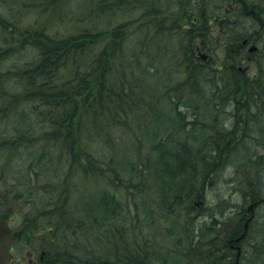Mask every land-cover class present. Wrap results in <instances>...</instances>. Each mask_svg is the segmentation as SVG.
<instances>
[{
    "label": "trees",
    "instance_id": "16d2710c",
    "mask_svg": "<svg viewBox=\"0 0 264 264\" xmlns=\"http://www.w3.org/2000/svg\"><path fill=\"white\" fill-rule=\"evenodd\" d=\"M60 1L65 0L31 3L41 9L30 24L15 18L11 7L0 10V122L8 113L15 119L12 134L0 137V220L13 229L9 216L24 211L20 232L26 249L39 254L35 264H166L157 252L165 241L174 242L171 226L201 240L198 248L192 240L178 264H264V234L250 238L253 219L240 256L231 249L248 217L242 204L231 225L224 215L228 200L223 207L221 201L203 206L211 169L236 175L230 187L242 203L259 202L256 190L264 181V91L256 90L264 86V74H237L236 67L248 60L233 51L236 42L221 36L226 1L174 0L166 13V0L99 1L86 26ZM232 2L242 15V0ZM178 17L187 25L174 24ZM212 22L218 33L210 40ZM125 34L137 38L128 42L129 50L121 44ZM231 53L237 55L232 59ZM11 57L23 64H8ZM253 62L264 70V58ZM153 77L160 84L143 87ZM216 87L222 92L213 95ZM141 88L145 95L161 94L162 103L145 101ZM170 92L177 99L168 103ZM238 94L241 103L246 100L241 110L230 100ZM174 102L185 107L180 118L171 110ZM230 109L237 131L224 129ZM28 110L37 112L39 123L31 124ZM183 123L196 135L177 144L172 131ZM106 128L114 130L108 136L110 155L132 152L120 172L115 163L92 154L105 149L92 147L91 132L100 135ZM34 129L43 131L39 142ZM138 130L142 137L136 140ZM5 154L12 155L11 164L2 163ZM153 171L162 177L156 176L159 188L149 201L156 203L157 215L149 218L138 211L147 203L141 199L146 191L136 197L133 190L151 183ZM16 175L20 181L6 186V177ZM87 184L83 195L81 186ZM197 215L206 221L194 228ZM19 238L14 234L15 246ZM22 260L9 264H27Z\"/></svg>",
    "mask_w": 264,
    "mask_h": 264
},
{
    "label": "bare ground",
    "instance_id": "6f19581e",
    "mask_svg": "<svg viewBox=\"0 0 264 264\" xmlns=\"http://www.w3.org/2000/svg\"><path fill=\"white\" fill-rule=\"evenodd\" d=\"M99 1H110V0H79V2H78V0H65L62 2L60 1L61 2L60 5L62 6V8H64V10H66L68 15L77 16V14H79L80 16L78 17V24L81 26H86V25H88L89 22L93 21L94 14L92 13L91 10H92L93 6L96 5L97 2H99ZM259 4H261V2L260 1L257 2V0H242V6H243L242 8L245 7L244 8L245 11H243V13H242V15H240L239 19H238L239 13L237 15L230 16V14H231L230 9H227L225 7L226 9L224 10V13H223V16H224L223 20H227V26L225 27V24H224L223 25L224 27L220 28L221 36L227 35V39L229 42H231L233 44H235V42H236V44H235L236 47H239V48L245 47L247 44L246 39L252 35V33L255 31V28L248 27L249 26L248 22H250L252 20V18L248 19V20L247 19L244 20L242 18V16H243V14L246 15L247 13L252 12L250 14V17H253L254 19L259 20L260 29L262 27H264V6H260ZM243 17H245V16H243ZM200 20H201V17L198 18V21H200ZM73 22H75V21L72 20L71 23H73ZM173 22H174V24H180L179 28L187 25V23H185L184 21H180L179 17H178V19H174ZM209 26L211 28L212 33H210L208 38L211 40L212 38H214L213 35L217 31V24H214L213 22L211 25H210V23L207 24V30L209 29ZM135 27H137L136 22L133 23V26L130 30V33L134 31ZM258 31H259V29H258ZM154 33H157V32L155 31ZM147 34L150 35L149 30L147 31ZM124 36L125 37H123V41L121 43L122 47L129 50L131 48V46L129 45L128 42L133 43L136 41L137 38L132 37L131 35H128V34H125ZM221 39H225V38H221ZM259 42L263 46V41L259 40ZM254 50H255V48L252 47L249 49V52H252ZM230 51L231 50H229V52ZM258 51L260 53H258V55L255 56V58H256L255 61H257V62L259 59L262 60L264 58V53L262 52V50L261 51L258 50ZM233 54L234 53H231V55H230V58H232V59L235 56ZM245 65L246 64H244L243 66H245ZM206 74H208V73H206ZM211 76L212 75L210 74L209 77L211 78ZM214 78L219 81L221 79V76L215 74L214 77L212 76V79H214ZM152 79L153 80H151V82H148L143 87L147 88V86L151 85V83L155 84L157 86H158V84H160V80L158 78L153 77ZM262 83L264 84V81H262ZM172 85H174V83H171V82L168 83V86H172ZM216 88L217 89L215 90L213 95L215 93H221L222 92L218 87H216ZM256 90L257 91H264V86H261V85H259V87L256 86ZM14 91H17V89H12V92H14ZM140 91H141V93L144 92L142 88L140 89ZM211 94H212V92L208 95V97H210ZM143 95L145 97L144 100L147 102L150 101V102H155L157 104L162 103V101H161L162 96H161V94H159L157 92L152 93V94H147V95H145L143 93ZM172 96H173V93L170 92V95L166 98L168 103H170V101H171L170 97H172ZM225 97L228 98V96L224 94V98ZM173 99L176 100L177 96L174 95ZM251 99H254V98H251ZM230 100H233V103H232L233 109L235 107L236 109H239V110H241L243 108L244 103L246 102V100H244L241 103L242 100H241L239 94L237 96V99L234 96H232ZM256 101H257V99H256ZM250 102L252 103L253 100H251ZM260 102H261L260 105L264 106V99H263V102L262 101H260ZM174 105H175V107H172L173 105L171 106V110H173V112H176L175 113L176 116L180 118L181 116L178 115V113L179 114L184 113V112H182V110L185 109V107L183 105L181 106V104H177V103H175ZM167 108H169V104H168ZM144 110H146V109H143V111ZM205 111H200V114H202L203 117L206 116V115H204ZM232 112L233 111L230 109L227 112V116L232 117V115H235ZM206 114L209 116L208 111H206ZM176 116H175V118H176ZM228 122H229V120H228ZM224 129H226L227 131L228 130L237 131V128L233 122L229 123L228 126H225ZM96 132H97V130H93V132H91L90 137H91L92 147L99 149L102 146H104L105 150L102 154H100L97 150H94L92 152L93 156L98 157V158H100V157L106 158L107 160H109L108 162L115 163L114 167L116 168L117 171L120 172L121 167L124 165V163L132 160L131 159L132 152L128 151V153L125 155H110L109 152L111 151V148L109 147V142L110 143L112 142V138L111 137L109 138L108 136H112L114 133V130H110V129L106 128V131L101 132L100 135H98ZM172 133L175 137L177 144H179V143L181 144L183 142V140H188L189 137L191 140L192 137H194V135H196L194 133V130L191 127V125H188L187 123L184 124V126L182 125L181 127H178V129L172 131ZM135 134L136 135H134V136H135L136 140H138V139H140V137H142V135H141L142 133L139 130ZM203 139H205V138H201V140H203ZM141 141L142 140H139L138 142H141ZM177 146L182 148L183 145H177ZM147 151L149 154L150 153L152 154L151 149H148ZM153 155H154V153H153ZM65 158L67 159V156ZM125 167H128V166H125ZM125 169H127V168H125ZM136 171L137 170H134V173ZM211 172L217 173L218 171L217 170L213 171V169H211ZM211 172H209V174H210L209 178L211 180H213L214 183H216V181L218 182L220 180L224 183L232 184L233 179L236 178L235 177L236 175L233 173L230 174V172L229 173H223V174L222 173L221 174H219V173L211 174ZM152 175H154V177L151 179V180H153L151 183L146 181L143 186L133 190V195H135L136 197H139L142 193V190H145L147 193H146V195L141 196V199L147 203L149 201H152V199H153V196L151 197L152 193H155L156 190L159 188V183H158L156 176H158V179H159L160 177H162V173H161V171H153V173H151V176ZM69 192H71V191H69ZM256 193H257L258 197L260 198V200H259V202H255L254 204H251V205L252 206L254 205L256 207V211H257V208L264 209V181H263V185L260 187V189L256 190ZM204 194H205V191H204ZM240 202H241L240 204H242L243 201H240ZM228 209H226V210L224 209V211H225L224 215L230 216V219L228 220V224L231 225V223H234L236 221V218H234V213L231 211L232 208L228 207ZM263 212H264V210H263ZM259 215L262 216V215H264V213L260 214L259 212H257L255 215H253V213L248 212L247 218H252L253 221H255V224L253 225V228H252L254 231L261 232L262 234H264V219H263V217H261ZM196 218H197V220H195L194 224H192V226L194 225V228H196L198 226L196 224H198V223L200 224L201 222L206 221L204 219V217H200L199 215H197ZM243 227H245V226L243 225ZM170 228L173 229L172 232H175V236H172V237H174L173 238L174 242L173 243H167V241H165L164 243H162V245H163V247H165V249H160L157 252V256L165 258L168 261H169V259L172 258L175 260V262H171V264H178L179 262L183 261L184 255L187 252L186 249L188 248V245L191 242L195 241L192 248H198L201 240H200V238L196 239V238L192 237L190 235V234H194L192 232H188V233H190V234H188L185 230H182V231L174 230V226H171ZM247 228H248V225L244 228L243 233H245V234L243 237H241L243 235L242 234L241 236L233 239L232 243H230V244H233L232 246L235 247V249L237 251L236 255L237 254L240 255L241 249L244 248V246H245V244H243V243L241 244V242L245 239ZM237 239H239V240L237 241ZM237 248H239V250Z\"/></svg>",
    "mask_w": 264,
    "mask_h": 264
},
{
    "label": "rangeland",
    "instance_id": "374dc122",
    "mask_svg": "<svg viewBox=\"0 0 264 264\" xmlns=\"http://www.w3.org/2000/svg\"><path fill=\"white\" fill-rule=\"evenodd\" d=\"M38 0H0V10L1 11H5L4 9H7L8 7H11L12 10L14 11V13H17L15 18H19V20L21 21V23H32L33 21H36L39 19V15H38V11H40V7H32L31 8V3L33 2H37ZM79 2V0H78ZM173 2L174 0H166L164 2V4H166L165 7H163L164 9V13L167 12H170L169 10H171V8H173ZM57 12V11H56ZM134 37H136V35H134ZM29 53V57H31V54L30 52ZM26 59V58H25ZM28 60V59H26ZM8 64H11L12 63H19V64H23V62H18L17 59L15 57H11L9 59V61L7 62ZM250 65H255L254 62H252V64ZM28 113H29V116L30 118H32L31 120V124H37L39 123L38 119L36 118L37 116V112L35 111H30L28 110ZM8 120H6L5 118L3 119V121L0 122V137H5V136H8V134H12V123L14 122V120H12L10 118L11 116V113H8ZM224 116V114L222 115ZM225 118H229V119H226L227 122H225V126H228L230 121L228 122V120H230V117L229 116H224ZM223 117V118H224ZM234 122V121H233ZM228 124V125H227ZM236 124V123H235ZM262 125V124H261ZM260 125V126H261ZM34 131V134L35 136L37 137L36 139V142H39V135L42 136L43 135V131L42 130H33ZM33 134V135H34ZM44 136V135H43ZM11 155V154H10ZM9 154H5L3 156V158L1 159L2 163H12V161L8 160L9 159ZM12 156V155H11ZM20 167H22V165L20 164ZM65 168H66V165H65ZM17 181H20L18 175H16V179L13 178V176H7L6 179H5V184L6 186H9V184L11 182H17ZM211 185H206V187L204 188L205 189V194H204V203H203V206L205 208L207 207H213L215 206L217 203H219V201L222 202L221 204V207L225 206V202L224 200H228V204H230V208L232 212H236V211H239L237 210L238 206H240V196L239 195H235L233 194L235 191L231 190V187H230V184L228 183H224L222 181H216V183H214L213 181L210 182ZM208 183V184H210ZM88 184L87 186H81V191H82V194L84 195V193L86 194V192L88 193ZM147 193V192H146ZM146 193L144 195H146ZM230 193L232 195H230ZM153 195H151L152 197ZM36 202H38V199H40L39 197L36 196V198H34ZM139 199V198H137ZM140 200V199H139ZM26 203V202H24ZM144 203L142 202V204L139 206V213L142 214V216L144 217L145 215H147L149 218L153 215H157L156 214V211L154 209V207L156 206L155 202H148L146 203V205H143ZM251 205V203H242V207L243 209L245 210V212H247V215H248V210L247 208ZM26 208V207H24ZM152 210V211H150ZM202 210V208L200 209ZM199 210V211H200ZM229 210V209H228ZM264 209L262 208H257V212H259L260 214L261 213H264L263 212ZM12 212V210L10 211ZM203 212H205V210H203ZM22 215H24V211H21L19 212L17 215H14L13 217H10L11 220L13 221L14 220V223L12 222L13 224V231H14V234H17L18 233V237L20 236L19 238V243L17 244L16 246V249H15V254H16V257L15 259L17 261H21V256H23L24 260H22L23 262L25 261L27 264H35L37 262L36 258L39 254H35L33 255L32 253L29 252V248L26 249V245H27V242H26V236L24 237L22 235V233L20 232V225L22 223ZM246 215V217H247ZM16 220V221H15ZM255 224V222H254ZM253 224V225H254ZM251 235H250V238L251 239H255L257 238L259 235L257 234L258 232L254 231L253 229H251ZM260 234V233H259ZM160 262L162 263H165L166 264L168 263V260L167 259H162V260H159Z\"/></svg>",
    "mask_w": 264,
    "mask_h": 264
},
{
    "label": "flooded vegetation",
    "instance_id": "af4514ba",
    "mask_svg": "<svg viewBox=\"0 0 264 264\" xmlns=\"http://www.w3.org/2000/svg\"><path fill=\"white\" fill-rule=\"evenodd\" d=\"M225 1H226V7H228V9H230V11H231L230 16L237 15L238 9H240V8H238V5L234 2H232V0H225ZM258 1L261 2V4H259L260 6H264V0H257V2ZM244 8H243V11L245 10ZM239 17H240V14L238 15V19H239ZM242 18L244 19V17H242ZM251 18H252V20L250 22H248V24H249L248 27L255 28V31L252 33V35L249 38L246 39L247 44L245 47L239 48V47L235 46L233 51L237 54H240V55L247 57V60H248L247 65L236 67L235 70L237 71V74L244 76L246 78H257L260 75L264 74V70H260L256 65H250V64H252V62L254 60H256L255 56H257L258 53H260L258 50H260V51L262 50V52L264 53V27H262L260 29L259 20L254 19L253 17H250L249 19H251ZM245 19L248 20V18H245ZM258 29H259V31H258ZM259 40L263 41V46L261 45ZM252 47L255 48V50L252 52H249V49ZM237 54H235V56ZM231 249L233 251V249H235V248H232V246H231Z\"/></svg>",
    "mask_w": 264,
    "mask_h": 264
},
{
    "label": "water",
    "instance_id": "95a60500",
    "mask_svg": "<svg viewBox=\"0 0 264 264\" xmlns=\"http://www.w3.org/2000/svg\"><path fill=\"white\" fill-rule=\"evenodd\" d=\"M249 220L250 218L247 220V223H245L244 225L245 227L247 226ZM244 234L245 233H243L241 237H243ZM239 239H237V241ZM11 241H12V233L8 228V225L5 222L0 221V264H7L9 262L10 254L8 253V250L11 247L12 244ZM237 249L239 250V248ZM237 257H239L238 254Z\"/></svg>",
    "mask_w": 264,
    "mask_h": 264
}]
</instances>
